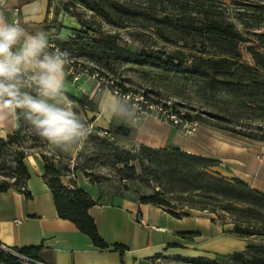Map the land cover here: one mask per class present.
Segmentation results:
<instances>
[{"label":"crops","instance_id":"obj_1","mask_svg":"<svg viewBox=\"0 0 264 264\" xmlns=\"http://www.w3.org/2000/svg\"><path fill=\"white\" fill-rule=\"evenodd\" d=\"M0 12L10 22L18 19L30 33L46 32L53 14L51 0H4ZM63 26L60 37L69 36L70 31ZM109 93L87 76L72 84L65 75V94L93 128L103 132L119 126L129 129L128 137H119L126 149L175 147L223 161L224 166H213L211 171L264 192V141L238 139L196 121L187 127L174 126L149 113L141 114L135 125L128 124L102 110L101 104ZM16 128L7 120L0 122V138L11 135ZM24 163L29 172L26 189L31 198L26 199L14 188L0 192V244L13 251L38 247L42 264H175L183 260L213 261L231 251L234 237L224 232L230 228L212 221L208 212L191 209L188 216L175 218L159 206L140 203L141 192L123 190L115 183L90 182L80 177L74 183L63 181L69 189L81 188L94 201L88 214L109 245L99 249L72 222L57 215L52 193L42 178L41 156L28 154ZM114 245L123 246V253Z\"/></svg>","mask_w":264,"mask_h":264},{"label":"trees","instance_id":"obj_2","mask_svg":"<svg viewBox=\"0 0 264 264\" xmlns=\"http://www.w3.org/2000/svg\"><path fill=\"white\" fill-rule=\"evenodd\" d=\"M150 2L147 10H139L134 6L116 1L106 3L103 0H71V4L83 6L116 27H123L127 23H135L139 18H143L144 23H139L143 28L155 26L162 32L177 34L180 40L190 39L194 45L197 43L200 45L195 53H185L181 50L160 54L145 49L126 51L128 55L124 57L125 61L137 65H149L166 72L203 77L207 79L206 84L210 89H220L235 95L239 92L241 82L237 75L238 70L249 72V68L239 61L249 60L255 69L264 71V31L254 32L258 29V25L241 21L245 28L253 31L249 37L244 38L235 31L214 5L206 0L177 1L178 9L175 14L166 11L167 5L163 3V0H150ZM60 11L71 14L67 4L61 8L55 7L50 26L46 29L48 34L52 32L59 34L62 25L58 20ZM72 16L77 18L80 29H71L73 33L66 40L58 39L56 44L62 51L66 50L80 56L84 54L82 50L84 47L95 45L97 40L87 37L88 31L84 30H89V27L83 19L78 15ZM97 43L98 48L104 44L100 39ZM208 49L211 50L210 54ZM250 82L252 85L264 88V77L250 78ZM184 118L190 122L194 121L188 115ZM27 128L20 123L11 135L0 138V156L5 147L18 144L23 140L22 133ZM105 133L111 136L128 137L129 129L123 126L112 127ZM256 140L264 141V138ZM25 157L26 155L21 151L14 152L13 164L8 168L13 175L11 177L13 181L12 183L6 180L0 182V192L14 188L19 190L26 199L31 198L30 192L26 189L29 172L24 163ZM41 159L43 161L42 178L52 193L57 215L72 222L81 233L90 238L95 247L107 249L108 243L101 238L93 219L88 214V209L94 205L92 198L81 188L69 189L64 186L54 172H47L48 164L42 156ZM143 159L147 160V165H144ZM117 162H121L128 171L126 177L128 180H134L137 177L136 162L141 173L149 171L150 174L171 177L180 182L184 190L197 192L198 195L189 197L190 205L187 208L205 211L217 217L228 214L231 218V227L224 232L243 240H254L253 243H247L243 250L228 254L229 261L232 264H264V192L252 189L241 180L226 179L215 174L211 168L217 165L216 160L189 154L175 147L152 149L139 146V153L126 154L125 158ZM48 174L49 178H47ZM138 200L142 204L159 206L175 218L189 215L188 212L170 209L168 201L158 193L142 195ZM214 216L211 218L212 221L216 220ZM192 234L180 233L183 236ZM114 249L122 254L124 247L114 245ZM38 250V247H27L17 249L16 252L35 262H40ZM193 261L213 263L205 259ZM0 263L21 264L19 259L2 251H0Z\"/></svg>","mask_w":264,"mask_h":264},{"label":"rangeland","instance_id":"obj_3","mask_svg":"<svg viewBox=\"0 0 264 264\" xmlns=\"http://www.w3.org/2000/svg\"><path fill=\"white\" fill-rule=\"evenodd\" d=\"M103 1L122 2L139 10H147L151 3L150 0ZM177 1L180 0H163V3L167 5L166 11L175 14L178 9ZM206 1L211 2L242 37H249L253 31L245 28L241 21L258 25V29L254 32L264 31V0ZM65 4L68 5L72 15H78L85 21L89 27V30H84L88 31L87 37L97 41L100 39L104 43L100 48L96 46L97 41L95 45L84 47L82 49L84 54L80 56L68 51L70 59L83 69L87 71L95 69L106 79L114 81L122 91L141 94L149 103L158 104L169 114L182 119L188 115L199 124L215 127L242 140L258 141L256 139L264 138V88L252 85L250 82V78L264 77V71L255 69L249 60L239 61L249 68V72L238 70L237 75L241 82L237 95L220 89L213 90L207 86L206 78L166 72L149 65H137L124 60V57L128 55L126 51H138V49L159 54L172 50L195 53L196 49L200 48L199 43L194 45L190 39L180 40L177 34L162 32L155 26L143 28L139 25L144 23L143 18H139L135 23H127L123 27H116L83 6L71 4V0H51L52 13L55 7L61 8ZM71 14L60 11L58 15L62 24L61 29L65 28L63 25H66L70 34L73 33L71 29L81 27L77 18ZM68 37L61 35L62 40ZM207 51L211 53V50ZM85 121L89 124L88 120ZM93 129L94 132L85 146L71 153L53 152L48 144L29 128L25 129L22 133L23 140L18 144L5 147L0 156V182L6 180L12 183L13 181L11 178L13 175L8 168L13 164L15 151H21L25 155L37 153L47 162L49 167L47 172H54L62 183L63 181L73 182L78 179L77 177L96 183H115L123 190L133 189L143 195L158 193L168 201L170 209L190 212L187 208L190 205L188 199L198 195L197 192L184 190L180 182L171 177L150 174L149 171L141 173L136 162L137 177L134 180L126 179L128 171L121 162L117 161L125 158L126 154L139 153V147L126 149L118 136L106 135L102 131ZM143 163L147 165V160L143 159ZM214 217L219 223L231 227V218L228 214ZM253 242V239L243 240L234 237V243L228 254L241 251L247 243ZM228 254L215 258L213 263L183 260L176 261L175 264H232ZM20 263L32 264L25 260H20Z\"/></svg>","mask_w":264,"mask_h":264},{"label":"clouds","instance_id":"obj_4","mask_svg":"<svg viewBox=\"0 0 264 264\" xmlns=\"http://www.w3.org/2000/svg\"><path fill=\"white\" fill-rule=\"evenodd\" d=\"M70 53L50 42L45 31L30 33L0 12V122L26 125L53 152L71 153L93 134L65 94ZM109 116L135 125L139 104L132 97L107 94L101 104Z\"/></svg>","mask_w":264,"mask_h":264},{"label":"built area","instance_id":"obj_5","mask_svg":"<svg viewBox=\"0 0 264 264\" xmlns=\"http://www.w3.org/2000/svg\"><path fill=\"white\" fill-rule=\"evenodd\" d=\"M3 2L4 0H0V5L3 4ZM14 11L17 12L18 10L15 9ZM16 21H18V19H16ZM49 37L50 42L57 46L56 41L61 38L60 35L56 32H52L49 34ZM66 75L72 84H75L81 76L86 75L87 77L95 80L99 88H105L112 94L127 95L129 97H132L134 101L139 104V115L149 113L158 119H163L164 121L171 122L174 126L182 124L183 127H187L191 124L190 121L184 120L181 117H177L173 114H169L160 105L149 103L141 94L122 91L120 88H118L114 81L106 79L105 76L101 75L95 69H90V71L83 69V67H81L78 63L76 64L72 59H70V63L66 65ZM102 133L106 134L105 132ZM216 166L222 167L224 166V162L217 161ZM0 251L10 254L19 260H25L32 264H42L40 262H35L29 258H26L16 251L8 249L2 244H0Z\"/></svg>","mask_w":264,"mask_h":264}]
</instances>
